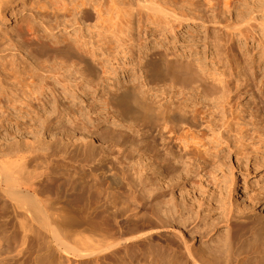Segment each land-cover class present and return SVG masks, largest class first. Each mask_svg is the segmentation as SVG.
Masks as SVG:
<instances>
[{"label":"rangeland","instance_id":"1","mask_svg":"<svg viewBox=\"0 0 264 264\" xmlns=\"http://www.w3.org/2000/svg\"><path fill=\"white\" fill-rule=\"evenodd\" d=\"M25 6L26 11L22 12ZM233 7L235 11L230 17L225 14L224 4L215 8L216 19L211 24L213 28L206 40L203 30L204 37L197 51H190L187 46L182 47L180 42H173L169 20L164 19H159L155 25H148L151 30L148 32L149 41L146 42L144 30H138L141 24L134 18V31L131 33L135 42L130 43L136 45V48L128 65L116 41L117 38L120 41L125 39L126 34L122 35L121 31L117 38L113 35L105 38L92 29L91 45L97 48L104 44L107 50L102 56L106 57L105 65L94 68V72L90 71L89 79L93 87L89 90L83 89V81L79 79L73 83V75H70L74 74L73 71L82 74L83 63L68 57L67 50L51 49V43L45 38L47 48L38 54L21 45L15 37L12 47L9 39L3 40L4 44L0 42V63L4 65H0V91L4 92L1 100L3 104L12 107L11 112L20 105L26 107V112L19 115V123H26V129L30 127L25 129L24 136H27L28 141H33H29L28 152L32 153L34 161L28 156L30 152H27V156L32 162L36 160L43 166H51L50 171H45L47 173L41 185L49 189L52 173H55L61 191H64L63 188L65 191L74 188L78 202L74 205L70 223L77 241H98V235L96 238L93 230L99 228V231L108 233L109 242L121 241V245L102 253L97 262L94 257L75 256L67 264H168L170 259L169 264H184L185 246L179 231L166 229L154 234V246L153 241L150 245L145 244L144 238L138 237L143 235L144 230L148 232L146 228L151 225L157 228L169 205L179 206L181 210L186 189L196 191L201 175L210 183V188L213 187L214 176L218 188L223 190L218 214L214 215L217 223H227L231 213L234 218L233 227L244 232V238L250 237L248 231L253 220L262 223L264 233V5L256 1ZM31 15L28 0L8 5L4 19H0V34L3 31L12 32L20 26L24 17ZM35 22L38 23L40 34L47 36L40 20ZM53 23L56 24L51 19L45 21L47 25ZM95 23V20L88 22L92 26ZM181 32L178 31L179 35ZM199 38L195 34L193 43L199 42ZM152 52L157 54V58L148 67L146 56ZM176 60L193 64V68L187 72L189 76L186 74L182 80H175L171 74L168 75L170 64L176 68ZM11 61H15L13 70L9 66ZM6 66L9 68L7 73L4 71ZM23 71L31 76L35 74L40 85L44 83L43 77L49 76L67 84L64 87L47 79L43 85L44 88L54 89L57 94L56 110L46 100L47 107L40 114L35 111L42 102L36 99L38 95L34 90L25 86L28 83L25 80L30 82L28 78L32 77H28V74L25 76ZM132 73L138 78L137 81ZM15 79L24 83L19 81L18 84ZM143 83L142 91L149 97L164 98L160 101L163 105L168 104L180 111L185 107L189 113H196L198 120H211L221 130L215 141L218 144L217 151L211 150V162L203 166L202 173L193 166L195 173L187 181L186 187L179 182L178 188L174 183L163 187L161 182L162 189L149 191L145 179L152 176L143 169L141 162L140 114L137 109H128L130 103H115L102 110L110 101L109 97L117 92L119 85L131 87ZM71 87L75 88L74 94L69 93ZM3 104L0 106L3 107ZM5 115L0 110V117ZM117 115L119 118L115 117ZM179 119L181 115L178 112L170 111L166 122L175 123ZM158 123V120H150L146 124L145 143L148 148L151 147L149 131L152 129L157 136ZM208 133L205 140L212 137ZM164 137L167 141L159 140L155 152L158 153L164 147L171 150L174 157L182 152L183 146L179 142L171 141L166 132ZM0 141L6 143L4 136H0ZM197 154L195 152L193 158ZM141 177L145 178L142 182L139 180ZM253 204L257 208L250 213L249 208ZM245 215L253 219H247ZM89 224L92 228H89ZM94 224L97 228L93 227ZM12 228L16 230L17 227L10 228L14 232ZM122 239L127 242L124 243ZM164 246L169 249L165 250Z\"/></svg>","mask_w":264,"mask_h":264},{"label":"bare ground","instance_id":"2","mask_svg":"<svg viewBox=\"0 0 264 264\" xmlns=\"http://www.w3.org/2000/svg\"><path fill=\"white\" fill-rule=\"evenodd\" d=\"M26 1L0 0V19H4V12L8 5ZM28 1H30V12L32 15L24 17L20 26L12 32L3 31L0 34L1 44L3 40L9 39V45L12 47L13 37H15L21 45H25L33 53L38 54L47 48L44 42L45 38L51 43V49L58 51L67 50L66 54L68 57L79 59L83 63L82 74L73 71L74 74L70 75H73V83L76 79L83 81V89L86 90L93 87L89 79L90 71L94 72V68L103 67L106 61V57H102L107 50L105 45L102 44L97 48L91 45L90 31L92 29L97 30V33L105 38L108 35H113L117 38L121 31L122 35L126 34L125 39L120 41L117 38L116 41L118 43L117 47L122 50L125 57L124 61L128 65V61L135 55L134 51L136 48L134 47L136 45L130 43L134 41L133 34L131 33L134 31L132 26L134 18L141 24L138 30L140 28L144 30L143 36L146 42L149 41L148 32L151 30L148 25H155L159 19H164L169 20L170 35L173 42H180L182 47L187 46L190 51H197L199 43L204 37L203 33L205 32L206 40L208 33L213 28L211 24L216 19L215 8L219 4H224L225 14L229 15V17L234 14L235 8L233 6L235 5L250 4L256 1L264 5V0ZM26 6L22 12L26 11ZM37 19L40 20L42 27L44 26L43 29L47 33V36L40 34V29L37 26L38 23L35 22ZM49 19L51 21L54 20L56 24H45V21ZM92 20L96 22L94 26L88 24ZM125 22L128 23L126 24ZM178 31H183V33L181 32L179 35ZM195 34L200 37L197 43H193ZM206 48L207 46L205 45ZM97 53L98 56H96ZM155 58H157L155 52L146 56L148 67L155 62ZM14 62L11 61L9 65L12 67V70L15 67ZM174 62H176V68L173 64H170L171 68H168V75L171 74L175 80H182L187 72L193 68L191 62L183 60H176ZM0 65L3 64L0 63ZM4 71L6 73L7 71L9 72V68L6 66ZM11 74L13 75L14 73ZM27 74L24 75L27 76ZM29 75L30 73L28 77ZM187 75L189 76V74ZM31 77L34 78L32 82V78H28L30 82L24 79L28 82L25 86L31 91L34 90L38 95L36 99L40 101L39 103L42 102L40 106H37L35 111L40 114L42 109H45L47 105L45 103L46 100H49L54 110H56L58 106L57 94H55L54 89L44 88L45 86L43 85L47 79L53 80V83L63 85L64 87L67 84L64 81L59 82L56 77L49 76L43 77L44 83L40 85L41 83H37L38 80L35 74ZM132 77L135 78L134 73H132ZM23 78L20 77V79ZM20 79H15V81L18 80V84L20 83L19 81L24 83ZM134 80L137 81L138 78ZM137 84L131 87L124 84L119 85L120 87L117 92L115 91L109 97L110 101L103 106L105 108H102V110H106L110 105H114L115 103L120 105L130 103L131 105L128 106V109H137L140 114L139 138L142 144L141 162L143 169L152 178L145 179L141 177L139 180L142 182L145 179L149 186V191L162 189L160 186L161 182L163 187H168L171 183H174L178 188V182L186 187L187 181L195 173L193 166L197 167L196 169L202 173L204 171L203 166L211 162L209 160L212 156L211 150L217 151L218 144L215 141L218 139L217 136L221 133V130L217 129V125L211 120L204 118L198 120L196 113H189L185 107L180 111L177 108L169 107L168 104L163 105L160 101L164 98L149 97L145 91H142L144 83L141 86ZM69 93L74 94L75 88L71 87ZM3 95L4 92L0 91V104H3V100H1ZM50 95L52 96L50 97ZM3 105V107H1L2 105L0 106V110L3 115H6L0 117V136H4L6 143L3 144L0 141V264H67L70 262V258L75 256L94 257L95 262H97L102 253L121 245V241L120 243L119 241L109 242L110 240L108 241L106 235L108 233L101 230L102 234L99 231L100 228L99 230L96 229L97 226L95 224L93 227L95 226L96 230H93L94 233H92L96 235V238L98 235V241L94 239L96 243L90 238L91 236L89 237L91 239L89 242L82 239L77 241L74 238L75 235L71 230L72 224L70 223V218H73V208L78 202L76 201L78 198L77 193L73 190V187L72 190H68V188L65 191V188H63L64 191H61V184L58 182L55 173H52L49 189L41 185V181L47 173L45 171H50L51 166L49 164L43 166V164H39L36 160V163L30 161L28 158V156L32 158L30 151V155L27 156L29 153L28 146H30L29 141L30 143L33 141L30 138L28 141L27 136H24L26 129L24 124L26 123H19V115L24 113L26 107H21L20 105V107L13 108V112H11L10 108L12 107L5 105V103ZM170 111L174 113L178 112L181 115V119L175 123L166 122ZM12 114L13 116L11 117L10 115ZM115 117L119 118L118 115ZM150 120H158L157 128L159 129L157 136L154 135L152 129L149 131L151 147L148 148L145 143V137L147 138L145 128ZM28 128L30 129L27 126ZM208 131V134H211L212 137L205 140V135ZM164 132L168 134L171 141L179 142L183 146L182 152H179L176 157L173 156L171 150L165 147L159 150L158 153L155 152L159 140L163 142L167 141L164 137ZM37 141L40 142L39 140ZM195 152H198V154L193 158ZM35 168H42L44 171H38ZM200 178L196 191L186 189L181 210L179 206L169 205L166 208L165 216L159 220V225L156 228L159 231L155 232V226L151 227V225L146 228L148 232L145 233L144 230L143 235H139L138 238H144V241L142 240L143 243L146 242L145 244L149 245L153 241L152 245L154 246V234L166 229L179 231L180 238L185 246L184 264H264V233L262 223L253 220V225L248 231L250 233V237L248 238L243 237L244 232L237 231L233 227L234 218L231 216V213L228 215L227 223H224V225L217 223L214 215L218 214V204L222 202L223 190L218 188L214 176L212 177V188H210V183L206 181L204 176L201 175ZM71 186H74V184ZM262 206L264 207V201L262 202ZM256 208L257 205L253 204L249 208L250 213H253ZM63 210H65V215L63 214ZM245 216L247 219H253L249 215ZM14 226L17 228L16 230L12 228L14 232H11L10 228ZM219 227H223V229H219ZM89 228H92V225ZM141 229L143 228L141 227ZM137 232L139 233L140 231ZM87 240L89 239L87 238ZM143 246L146 247L147 245L143 244ZM171 248L173 249V247ZM168 249L166 248L165 250ZM171 260H169L168 264Z\"/></svg>","mask_w":264,"mask_h":264}]
</instances>
